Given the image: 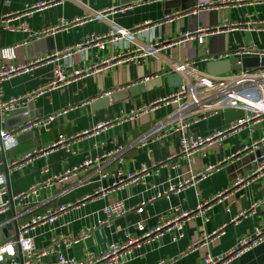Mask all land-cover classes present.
I'll return each mask as SVG.
<instances>
[{"label": "crops", "instance_id": "obj_1", "mask_svg": "<svg viewBox=\"0 0 264 264\" xmlns=\"http://www.w3.org/2000/svg\"><path fill=\"white\" fill-rule=\"evenodd\" d=\"M43 1L54 3L32 12L28 10L30 5ZM166 1L131 0L122 5L120 0H0V51L20 44L13 65L26 64L36 57L76 46L92 34H105L111 23L126 29H135L145 22L153 25H148L134 43L123 40L110 43L105 49L92 46L76 50L71 59L64 62L67 73L96 63L99 65L93 73L74 78L58 88L49 86L55 79L53 63L34 66L29 72L0 79V102L32 94L20 106L31 105L28 112L35 116L29 120L66 110L50 123L49 130L37 126L22 131L18 135L17 147L0 151V172H4L6 178L8 172L7 197L79 166L75 176L65 182H54L42 192L39 200H33L32 211L19 215L27 208L25 204L0 214V239H7L16 237L17 224L36 214L48 210L56 212L61 206H67L57 214L54 222L39 224L30 231L39 250L52 249L43 256L41 264H57L59 252L78 260L89 255L99 256L111 243L140 234L138 222L142 221L148 230L161 217L169 218L174 208L195 209L205 202H208L205 215L198 214L188 220L181 237H177L176 230L166 231L135 247L120 264H203L208 254H224L241 237L253 234L256 227L264 229V161L253 162L252 170L234 180L231 177L236 171L229 173L226 170L227 164L236 160L237 155L242 153L243 156L251 151L249 149L264 146V142H260L264 137L263 123L257 122L241 131L228 133L221 141L197 151L191 162L181 153L179 135L170 126L162 124L175 105H152L158 98L177 89V86L170 87L166 80L173 64L189 62L195 69L207 71L209 61L241 57L236 54L239 48L264 49V27L251 28L248 25L249 22L264 21V0H197L195 5L194 0H181L185 9L172 7L170 19H166ZM201 3H209L211 8L197 9ZM112 6L127 8L109 15L105 21L92 20L67 29H55L62 19L84 17ZM200 28L210 30L203 43L197 40ZM185 32H192L193 37H184ZM33 34L41 35L35 37ZM50 37L51 43L47 40ZM37 41L43 42L35 45ZM142 42L153 43L160 48V54L148 55L136 63L100 64L112 55L140 54L142 50L136 48ZM128 44L130 46L126 48ZM245 56L251 55L242 57ZM156 76H163L162 86L109 106H93L100 98ZM41 89L45 91L40 93ZM223 113L193 124L190 133L208 135L225 128L230 122ZM11 120L8 114L2 115L0 127L16 128L18 125H12L14 121ZM106 121L114 123L79 137L68 149L58 147L19 168L11 166L14 159L52 143L60 134L74 135ZM147 133L150 134L147 144L132 145ZM257 142L259 145L255 147ZM119 146L124 147L123 150L117 151ZM88 159L95 163L83 166ZM211 164H220L221 167L180 192L158 196L171 184L182 180L190 170H201ZM143 165L148 166L149 171L137 183L100 192L117 178L114 172L138 171ZM45 168L48 171H44ZM238 179L243 181L238 184ZM223 190H227L225 195L217 198ZM117 200L123 201L129 211L125 216L108 220L104 208ZM143 201L147 203L140 213L137 208ZM215 230L219 231V236H209ZM63 239L70 243H62ZM231 264H264V242L235 257Z\"/></svg>", "mask_w": 264, "mask_h": 264}, {"label": "built area", "instance_id": "obj_2", "mask_svg": "<svg viewBox=\"0 0 264 264\" xmlns=\"http://www.w3.org/2000/svg\"><path fill=\"white\" fill-rule=\"evenodd\" d=\"M53 3L54 1L37 2L30 5L28 10L32 12L34 10L48 7ZM126 8L127 7L117 8L112 6L107 9L92 12L90 15L84 17H77L72 20L62 19L61 23L55 29H67L74 25L83 24L92 20L105 21L108 19L109 15L118 11H124ZM196 8L209 9L211 8V5L209 3H201L197 5ZM170 18V15L166 16V19ZM148 25H151L150 22H145L137 26L135 29H126L115 23H111L109 31L105 34H92L76 46L56 51L47 56L36 57L28 61L26 64H12V61L17 57V49L20 47V44L5 47L0 51L2 59V63H0V79H6L15 74L29 72L34 66L53 63L55 65V79L49 84V86L52 88H58L69 83L74 78H81L93 73L96 66L99 65L96 63L85 68H76L67 73L64 68V62L70 60L76 50L88 49L92 46L99 49H105L108 44H117L123 40L127 41V43H134L137 41L138 35L147 30ZM248 25L251 28L258 26L259 28H263L264 21L249 22ZM223 26H228V24H223ZM208 31L210 30L207 28H200L197 30V32H199L197 35L199 43H203ZM40 35L41 34H33L32 36L39 37ZM183 36L191 38L193 37V34L192 32H185ZM129 46L130 44H128L126 48H129ZM136 49L142 50V52L140 54L112 55L105 58L100 64L111 65L126 61L136 63L140 62L148 55L160 54V48H156L151 42H142L140 47H137ZM236 54L241 57L243 55L264 57V49L242 47L236 51ZM175 64L188 69L186 71H179L174 68V64L171 66L172 72H177L182 76L183 84L177 87V89L171 94L155 100L152 105L155 106L163 103H172L175 105L174 110L162 121V124L165 127L170 126L173 131L179 135L181 153L184 157L190 159L191 162L197 151L201 150L208 144L221 141L230 132L241 131L243 128L257 122L263 123L264 127V66L256 68H241L221 76L213 77L206 71L195 69L189 62ZM43 91H45V89L39 90L40 93ZM31 96L32 94H27L0 102V117H2V115L5 116L10 110L26 103ZM231 108L242 109L243 115L231 121L225 128L214 131L208 135L190 133L193 124L207 118L208 116L223 113ZM65 112L66 110H62L47 117L28 120L26 123L18 125L16 128L12 129H4L0 127V151L5 152L17 147L18 135L22 131L32 130L37 126H44L49 130L50 123ZM113 123V121L102 122L94 126L93 129H87L74 135L60 134L58 139L52 143L29 150L19 159H14L11 162V166L19 168L25 163L31 162L36 157L48 155L58 147L68 149L79 137L90 135L92 132H98L100 129L111 126ZM149 136L150 134L148 133L143 135L141 138L133 142L132 145L147 144V138ZM260 142H264V137ZM258 145L259 142L255 144V147H258ZM123 148L124 147L119 146L117 151L123 150ZM112 153L113 152H110V154ZM94 163V160L88 159L84 162L83 166H90ZM220 167V164H211L201 170H190L182 180L171 184L167 190L163 193H159L158 196L180 192L189 185L195 184L198 180L213 173ZM78 169L79 166H76L73 167V169L66 170L64 173L50 176L45 181L37 182L31 185L28 189L14 194L11 199L7 197L9 186L6 175L4 172H0V214L7 212L11 208V200L15 207H23L27 204V208L23 209V212L19 215H24L32 211L33 207L31 206L33 200H39L42 192L47 187L51 186L54 182H65L69 180L72 176H75ZM44 171H48V169L45 168ZM148 171L149 167L145 165H143L138 171H129L126 173L116 171L113 175L117 178L109 184L107 188H102L100 192L106 193L112 189L126 186L129 183H137L141 180L144 173ZM103 176L106 177L107 174H104ZM242 181L243 180L238 179L236 183L239 184ZM226 192L227 190L220 191L216 197L221 198ZM146 203V201L141 202L137 211L140 213L143 212ZM207 204L208 202L199 204L195 209L183 210L180 208H174L172 209L173 212L169 218L161 217L160 221L153 228L148 230L146 229L145 224L140 221L137 224V228L141 232L140 234L128 236L125 241L111 243L108 249L99 256L89 255L83 260H78L75 257H70L59 252L57 255V264H120L127 259L135 247L158 238L166 231L176 230L178 231L177 237H181L186 222L198 214L205 215ZM65 209H67V206L63 205L56 212L48 210L45 213L36 214L19 225L18 238L12 237L0 239V264H21V253L23 254V264H41L43 256L51 252L52 249L48 248L46 250H39L34 243L33 237L30 236V231L39 224L54 222L57 218V214ZM128 211L129 208L126 204L123 201L118 200L113 201L104 208L108 220L113 217L125 216ZM17 217L18 216H15L14 219H17ZM209 236L218 237L219 231L215 230ZM262 242H264V229L256 227L253 234L241 237L237 244L224 254L217 256L208 254L204 258L203 264H231L235 257L242 255ZM62 243L69 244L70 242L63 239Z\"/></svg>", "mask_w": 264, "mask_h": 264}, {"label": "water", "instance_id": "obj_3", "mask_svg": "<svg viewBox=\"0 0 264 264\" xmlns=\"http://www.w3.org/2000/svg\"><path fill=\"white\" fill-rule=\"evenodd\" d=\"M197 0H194V4ZM131 2V0H120L122 5H127ZM168 7L166 10L167 15H172V7L181 6V0H168L165 2ZM193 5H191L193 7ZM185 9V4L181 6ZM1 11H0V20H1ZM51 43L52 38H48ZM39 42V43H38ZM43 42V41H42ZM40 41L35 42L34 44L42 43ZM264 66V57L259 56H245V57H230V58H221L209 61L207 63V73L213 77L221 76L227 73H230L235 70H239L241 68H256ZM167 83L170 87H179L183 84L182 76L177 72H171L166 75ZM163 76H156L153 78L148 77L144 82L133 84L129 86L127 89H124L118 93L110 94L109 96H105L100 98L93 105L94 107L97 105H101L100 107L109 106L110 103L117 102L119 100L128 99L137 95L144 93L145 91L151 90L156 86H162L163 84ZM31 109V105L29 107H17L8 112L9 119H13L14 121L12 125H22L26 123L29 119L34 118L33 112H28ZM243 115L242 109H234L231 108L226 110L223 113L227 122H231L238 117ZM1 118V117H0ZM251 151L246 152L243 156L241 154L236 156V160L229 162L226 166V170L229 173H233L232 180L237 179L239 175H244L245 171H250L253 169V162L261 163L264 161V146L256 149H249ZM7 178H8V172ZM11 193V192H10ZM12 198V196H11ZM10 198V199H11ZM11 207L14 210V203L11 200ZM17 224V223H16ZM16 238L19 236V225H16ZM21 264H23V254H20Z\"/></svg>", "mask_w": 264, "mask_h": 264}, {"label": "bare ground", "instance_id": "obj_4", "mask_svg": "<svg viewBox=\"0 0 264 264\" xmlns=\"http://www.w3.org/2000/svg\"><path fill=\"white\" fill-rule=\"evenodd\" d=\"M174 68L175 69H177V70H179V71H186V70H188L187 68H184L183 66H181V65H174Z\"/></svg>", "mask_w": 264, "mask_h": 264}]
</instances>
